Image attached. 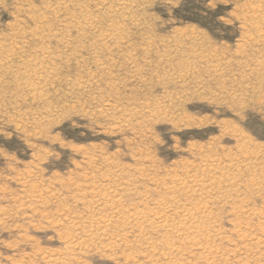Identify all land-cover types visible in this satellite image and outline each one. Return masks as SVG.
<instances>
[{"label":"rangeland","instance_id":"obj_1","mask_svg":"<svg viewBox=\"0 0 264 264\" xmlns=\"http://www.w3.org/2000/svg\"><path fill=\"white\" fill-rule=\"evenodd\" d=\"M0 264H264V0H0Z\"/></svg>","mask_w":264,"mask_h":264},{"label":"bare ground","instance_id":"obj_2","mask_svg":"<svg viewBox=\"0 0 264 264\" xmlns=\"http://www.w3.org/2000/svg\"><path fill=\"white\" fill-rule=\"evenodd\" d=\"M107 37H110V36H107ZM41 69V68H40ZM40 69H37V70H40ZM36 70V69H35ZM29 70H27V72H28ZM25 72H26V70H25ZM36 72V71H35ZM32 73V72H31ZM33 85V84H32ZM95 194V193H94ZM117 202V201H116ZM118 204V203H117ZM115 206H116V204H115ZM114 206V207H115ZM197 206V205H196ZM196 206H194L195 207V211H197L196 209ZM200 206H202V205H200ZM181 207V206H180ZM198 207V206H197ZM204 207V206H203ZM202 207V208H203ZM178 208H179V206H178ZM185 208H187V207H185ZM205 208H207V206L206 207H204V209ZM114 209V208H113ZM135 209V208H134ZM146 209V208H145ZM191 208H189V210H190ZM203 209V210H204ZM137 210V209H136ZM189 210H185L184 211V209H183V215L182 216H180V214H178L177 215V217L179 216V217H183V219L182 220H180V223H178L177 224V222H179V221H175L176 222V225H172V226H170V227H172V229L173 230H177V232H179L178 234H182V235H184V234H186L187 235V233H189L190 231H191V228L194 230V231H196V233L197 232H200L201 230H200V225H198V222H197V220H196V216H195V214L194 213H192L191 212V210L189 211ZM200 210H202V209H200ZM148 211V210H147ZM146 211V212H147ZM207 211V210H206ZM205 211V212H206ZM127 212V211H126ZM173 212V211H172ZM197 212H199V211H197ZM204 212V213H205ZM148 213V212H147ZM152 213V212H151ZM159 213V212H158ZM179 213H181V212H179ZM199 213H201V212H199ZM127 214V213H126ZM157 214V213H156ZM144 215H145V212L144 211H142V209L140 210V212H136V211H133V213L132 212H128V215H126L127 216V221H130L129 223H131V222H133V221H140L141 219H145V217H144ZM152 216H154V215H152ZM159 216V215H158ZM178 217V218H179ZM203 217H206V216H204L203 215ZM167 218V217H166ZM207 218H208V216H207ZM203 219V218H202ZM154 220H156V222H158L157 224H165V222H167L166 221V219H164V218H162V216L161 217H154ZM168 220V219H167ZM174 220V219H173ZM199 220V219H198ZM207 220V219H206ZM203 221V220H202ZM104 222V221H103ZM142 222H143V220H142ZM155 222V221H154ZM154 222H153V224H154ZM185 222V223H184ZM187 222H188V224H194L193 225V227L191 226V228H185L186 227V225H187ZM174 223V222H173ZM202 223V222H201ZM156 224V225H157ZM137 225V224H136ZM166 227H168V226H166ZM165 227V228H166ZM205 229V228H204ZM172 231V230H171ZM193 231V232H194ZM208 231V230H207ZM217 231V230H216ZM193 232H192V234H193ZM209 232V231H208ZM215 232V231H214ZM195 233V232H194ZM180 234V235H181ZM195 237V236H194ZM193 238V237H192ZM207 238V237H206ZM195 239V238H194ZM73 244V243H72ZM79 246V245H78ZM72 246H70V248H71ZM177 249V248H176ZM77 251V250H76ZM211 253V252H210ZM210 255V254H209Z\"/></svg>","mask_w":264,"mask_h":264}]
</instances>
